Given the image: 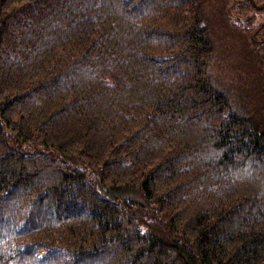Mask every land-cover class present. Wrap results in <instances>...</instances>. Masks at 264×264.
Masks as SVG:
<instances>
[{
	"label": "trees",
	"instance_id": "obj_1",
	"mask_svg": "<svg viewBox=\"0 0 264 264\" xmlns=\"http://www.w3.org/2000/svg\"><path fill=\"white\" fill-rule=\"evenodd\" d=\"M0 264H264V0H0Z\"/></svg>",
	"mask_w": 264,
	"mask_h": 264
}]
</instances>
